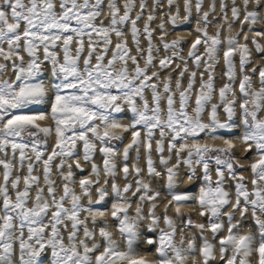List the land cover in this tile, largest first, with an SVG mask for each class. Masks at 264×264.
I'll return each mask as SVG.
<instances>
[{
  "label": "snow or ice",
  "instance_id": "6c2138e0",
  "mask_svg": "<svg viewBox=\"0 0 264 264\" xmlns=\"http://www.w3.org/2000/svg\"><path fill=\"white\" fill-rule=\"evenodd\" d=\"M204 5L0 0V264H264V63H252L264 61V0ZM183 24L187 57L186 38L169 39ZM236 141L255 151L247 165ZM182 167L201 181L195 195L177 191ZM154 179L168 197L159 215ZM189 201L201 222L181 211ZM142 227L156 233L151 261L137 252Z\"/></svg>",
  "mask_w": 264,
  "mask_h": 264
},
{
  "label": "bare ground",
  "instance_id": "6f19581e",
  "mask_svg": "<svg viewBox=\"0 0 264 264\" xmlns=\"http://www.w3.org/2000/svg\"><path fill=\"white\" fill-rule=\"evenodd\" d=\"M208 3H209V0H205V10L207 9L208 7ZM149 5L151 6V0H149ZM219 11V3H217V12ZM182 12V11H181ZM230 15V13H229ZM193 18H195V13H193ZM159 20V17H157V21ZM143 24V21H141V26ZM155 26V25H153ZM259 27V26H258ZM181 28V27H180ZM178 28L172 36L169 37V39H172V38H175V36H182L184 38H186L187 40L190 39V44L191 42L195 39V33L192 32L191 30L194 28V24H190V27H189V30L188 28L186 29L187 31H184L182 29ZM210 32H213L214 29L211 28V30H209ZM226 33H222V36L225 35ZM115 39V38H113ZM260 39V43L261 44H264V39H261V38H258ZM128 43H129V47H132V43H131V38L130 36L128 37ZM141 44L142 45H145L146 44V41H144L142 39L141 41ZM189 45H187L186 49L183 51V53H187L188 52V48H189ZM249 47L252 48V44L249 42ZM201 52H203V48L200 49ZM133 52H135V49L133 48ZM161 55H163V50H161ZM238 59V57H237ZM253 64H261V63H264V61H261L260 59V55L259 54H256L255 52H253V61H252ZM237 64H238V61H237ZM222 66V64H221ZM251 66V65H250ZM46 70H47V66H46ZM217 71L219 72L220 69L218 68ZM49 72V71H48ZM51 79L50 77V73L46 76V79L44 80L46 82V84L48 83V81ZM218 81V80H217ZM185 82H186V78H185ZM27 111V110H25ZM32 111H47V105H44V106H40L38 107L37 109H34ZM118 118L121 119V122L122 123H128L129 119H130V113H128L127 111L124 112L123 114H119L118 115ZM223 119V117H222ZM44 124H48V123H51L50 120H46L44 122H42ZM236 123H239V111L237 112V120H236ZM218 135H223V136H237L239 135V129H236L235 131L231 132V133H228L224 130H221L219 133H217ZM54 135L53 137L50 138L49 140V151H51V144L54 143ZM130 139V134H125V139L122 143V146L120 147L121 150L123 148V144L127 143ZM53 140V142H52ZM214 143H216L217 145H222V141L221 140H217L215 141ZM155 147V146H153ZM245 145L239 143V141H236V148L234 149V155L237 157L238 161L240 164L242 165H247L250 160H251V157L255 155V151H251L249 153H247V156L245 155ZM141 159H140V166L143 168L144 167V164H145V161H144V152H143V149L141 150ZM165 155H167V148L165 150ZM135 157V152H131L130 153V159H129V164L131 165L133 159ZM153 159L154 160H157V168L159 169V163H158V154L153 151ZM96 162L97 163H100V157L97 155L96 157ZM173 163L175 162V158H173ZM83 164V162H81ZM85 167V173L84 174H87V172L90 170L89 167L87 165H84ZM55 171V169H54ZM249 171V172H248ZM248 171H241V174H243L244 176L248 177L249 178V187H251V184H250V178H251V172L250 170ZM199 169L197 170V177H199ZM122 175V174H121ZM144 175H146V172L144 173ZM180 175H181V183L179 185V188L177 189V191H180V192H184V191H187V192H190L192 193L193 195H195L198 190H199V186H200V183L201 181L197 178V179H193L191 181H189L187 179V175H186V172H185V169L182 167L181 170H180ZM213 175H215V173L213 172ZM133 177H129V179L131 180ZM117 181L120 182V183H123L122 179H121V176H118L117 177ZM163 179H160L159 182H157L155 179L151 181V184H152V187L155 189V188H159L161 190V197L159 198L158 200V207L156 209V212L157 214H161L163 211H164V206L165 204L167 203V193L165 192L164 188H163ZM77 191H79V188L77 187ZM111 197H109V199L102 205H96V207L98 208H102V209H107L110 207L111 205ZM233 202H234V198H233ZM135 203H133V210L135 209ZM195 207V202L194 201H189L188 204L184 205L181 207V211L182 212H185V213H189L192 218L194 220H196L197 222H201L200 220V217L198 216V209H196L195 211L193 210V208ZM144 210L145 212L148 211V205L145 204L144 205ZM168 214L171 216V215H174V208L172 207H169L168 209ZM237 218H239V215L237 214ZM108 220V224H109V227L110 229L112 230L113 232V235H114V238L120 243V246L121 248H123L125 245H124V241L121 239L120 235H119V232L116 230V222L109 216L107 218ZM147 223V222H145ZM251 225V218H250V215L245 223V231H247V228L248 226ZM91 227V225H90ZM161 227H163V223H161ZM193 232H195V229H192ZM140 238L137 242V252L139 255L141 256H144L147 260L151 261V260H154L156 258L155 256V246H149L146 242H145V238H155L156 236V233H152V232H148L144 227H142L140 229ZM223 234V233H222ZM209 235V238H211L210 234ZM177 240H179V235L177 236ZM45 264H49L48 262V259L46 261ZM189 264H191V261H189Z\"/></svg>",
  "mask_w": 264,
  "mask_h": 264
},
{
  "label": "rangeland",
  "instance_id": "374dc122",
  "mask_svg": "<svg viewBox=\"0 0 264 264\" xmlns=\"http://www.w3.org/2000/svg\"><path fill=\"white\" fill-rule=\"evenodd\" d=\"M193 13H195V11H193ZM183 11L181 12V18H183ZM189 27H190V24H183L182 26H181V28L180 29H182V30H184V31H187L186 29L188 28V30H189ZM209 30H211V28L209 29ZM187 40V39H186ZM142 41V40H141ZM190 44V39L189 40H187V43L184 45V50L186 49V47H187V45H189ZM183 55L185 56V57H187V53H183ZM237 61H238V59H237ZM221 64H222V62H221ZM189 66L191 67V61H189ZM222 67V66H221ZM251 67V66H250ZM50 72H48V70H45L44 71V73L41 75V77H40V79H42V80H45L46 79V76L49 74ZM221 82L218 80L217 81V85L219 86V84H220ZM34 109H37V108H32V110H34ZM238 112V111H237ZM123 114V113H122ZM223 117V114H221V118ZM42 135V134H41ZM54 139H55V137H54ZM53 139V140H54ZM53 140H52V142H53ZM119 147H121L122 146V144H119L118 145ZM249 172V171H248ZM93 197L95 198V192H93ZM47 259H48V254L46 253L45 254V256L42 258V264H45L46 263V261H47Z\"/></svg>",
  "mask_w": 264,
  "mask_h": 264
}]
</instances>
